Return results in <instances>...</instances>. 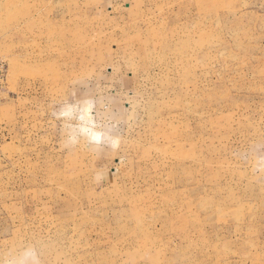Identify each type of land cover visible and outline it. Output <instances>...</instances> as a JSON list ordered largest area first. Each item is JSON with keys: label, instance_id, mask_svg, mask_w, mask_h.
<instances>
[{"label": "rangeland", "instance_id": "374dc122", "mask_svg": "<svg viewBox=\"0 0 264 264\" xmlns=\"http://www.w3.org/2000/svg\"><path fill=\"white\" fill-rule=\"evenodd\" d=\"M0 264H264V0H0Z\"/></svg>", "mask_w": 264, "mask_h": 264}]
</instances>
